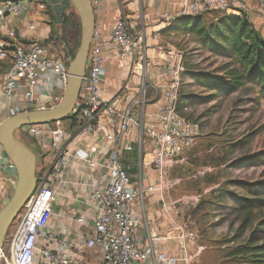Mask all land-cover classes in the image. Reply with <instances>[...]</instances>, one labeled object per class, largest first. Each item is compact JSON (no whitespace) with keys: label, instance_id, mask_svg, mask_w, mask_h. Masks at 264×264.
Returning a JSON list of instances; mask_svg holds the SVG:
<instances>
[{"label":"crops","instance_id":"obj_1","mask_svg":"<svg viewBox=\"0 0 264 264\" xmlns=\"http://www.w3.org/2000/svg\"><path fill=\"white\" fill-rule=\"evenodd\" d=\"M24 1L27 5L24 14L17 17L7 15L0 20V42L6 46L40 44L56 63L66 68L70 54L65 46L66 35L62 26L65 18L75 13L73 5L69 0ZM188 1L105 0L94 11L95 23L100 25L104 34H107L115 19L123 17L142 40L141 53L128 66L111 60L105 63L100 96L111 104L117 114L125 109L136 111L139 106L143 109L139 98L142 87L162 90L161 70L165 69L167 58L162 48L169 44L162 35L170 31L177 12ZM252 19L254 23L259 21L254 17ZM68 31L70 28L66 29ZM7 65L6 58L0 59V87ZM24 85L23 82L19 83L17 92L21 94L17 96L0 94V121L20 111L50 108L57 104L55 98L63 93L59 77L50 73H46L42 83L31 91ZM147 100L151 103L144 106L145 113L138 126L122 139L118 133V120L111 118L106 111L100 114L93 132L76 131L70 120L68 126H64L68 129L65 144L70 149L68 167L66 173L52 183L54 200L45 230L74 244L75 264H103L102 248L86 245L96 220V212L87 199L90 191L101 183L96 169L89 166V161L107 160L113 154H117L127 165L131 183L143 189L141 199L133 204V212L140 218L136 230L137 245L152 248V254L144 264H188L187 254L193 244L180 230L181 223L175 218L172 202L167 196V185L157 177L152 165L151 147L147 139L141 137L144 127H147L146 121L154 117L161 98L154 101L149 97ZM54 126L53 123L37 125L33 136L19 129L26 136L21 141L37 151L36 174L47 173L53 160L41 146L50 138ZM0 174L7 183L0 192L2 201L16 173L1 147Z\"/></svg>","mask_w":264,"mask_h":264},{"label":"rangeland","instance_id":"obj_2","mask_svg":"<svg viewBox=\"0 0 264 264\" xmlns=\"http://www.w3.org/2000/svg\"><path fill=\"white\" fill-rule=\"evenodd\" d=\"M249 1L251 7L259 2ZM226 15L212 11L204 16L205 23H220ZM253 17L248 15L247 20L264 38V20L256 18L259 21L254 23ZM174 26L162 35L169 43L162 52L167 55V69L172 65L178 69L173 73L161 70V91L142 87L139 98L143 109L139 106L136 111L145 113L149 97L154 101L161 98L154 117L146 121L150 127L172 98L175 111L199 127L194 144L170 159L161 176L180 230L193 244L188 264H264V95L248 76L246 65L222 39H217L219 49L211 50L195 36L174 31ZM64 34L74 37L72 29ZM168 91L171 94L166 96ZM68 124L69 119L60 123ZM15 135L26 139L22 130ZM35 175L36 179L41 176ZM10 194L8 188L5 197ZM246 211L253 220L245 223L244 233L237 236ZM16 220L6 236L13 232ZM259 246L262 249L258 250ZM239 248L246 252L237 255ZM0 264L10 263L2 260Z\"/></svg>","mask_w":264,"mask_h":264},{"label":"built area","instance_id":"obj_3","mask_svg":"<svg viewBox=\"0 0 264 264\" xmlns=\"http://www.w3.org/2000/svg\"><path fill=\"white\" fill-rule=\"evenodd\" d=\"M93 11L105 0H90ZM24 0H0V20L7 15L20 16L26 12ZM218 11L227 15H251L264 20V0L251 7L249 0H189L178 12L180 15H196ZM7 14V15H6ZM142 51V40L138 32L132 30L123 17L115 19L107 34L99 24L94 25L89 45L85 73L82 77L76 105L69 117L78 132H93L98 118L106 111L118 120V133L122 139L131 129L138 126L143 115L125 109L119 114L101 96L104 66L109 60L128 66ZM6 58L8 65L0 94L19 95V83L23 82L30 91L38 87L46 73L57 75L64 89L67 67L58 64L40 44L6 46L0 42V59ZM165 67L173 73L177 66ZM176 82H173L175 84ZM27 90V89H26ZM171 91L165 93L169 96ZM61 97H56L58 103ZM169 99L161 108L154 125L144 127L142 138H146L152 150V165L157 176L162 178L169 160L190 148L199 136L197 124L188 122L179 115ZM51 136L41 148L53 157L47 173L36 179V186L16 217L13 232L0 245V261L10 264H75L74 244L65 238L45 230L54 200L52 183L66 173L70 149L67 128L56 121ZM36 126L22 127L33 136ZM142 142V139H141ZM96 169L100 184L88 195V203L96 212L86 245L99 246L103 250V264H144L152 254V248H140L136 241V230L140 218L133 212V204L141 199L143 189L133 185L128 167L117 154L107 160L89 161ZM6 181L0 174V192L6 188ZM1 197V194H0Z\"/></svg>","mask_w":264,"mask_h":264},{"label":"water","instance_id":"obj_4","mask_svg":"<svg viewBox=\"0 0 264 264\" xmlns=\"http://www.w3.org/2000/svg\"><path fill=\"white\" fill-rule=\"evenodd\" d=\"M69 1L79 18L80 36L78 47L67 66L66 83L61 100L50 108L20 111L0 121V147L16 173L15 180L9 185L11 194L1 201L0 245L5 239L8 228L15 221L36 186L37 151L31 150L18 139L15 131L25 126L43 125L68 119L80 91L95 25V14L90 0Z\"/></svg>","mask_w":264,"mask_h":264},{"label":"trees","instance_id":"obj_5","mask_svg":"<svg viewBox=\"0 0 264 264\" xmlns=\"http://www.w3.org/2000/svg\"><path fill=\"white\" fill-rule=\"evenodd\" d=\"M210 12H203L196 15H180L176 16L173 23L175 24L173 30H181L187 36L193 35L197 41L204 44L211 50H218L217 39L220 38L226 45L231 47L236 59L246 65L248 76L255 80L261 89V94L264 95V38L247 20V15H226L220 23L210 22L205 23L204 16H208ZM218 24V25H217ZM63 33L67 28L74 32L73 39H67L64 36L65 46L68 49L70 58L74 55V48L78 47L80 36V22L75 13L69 14L63 22ZM220 29V30H218ZM77 49V48H76ZM76 51V50H75ZM70 60V59H69ZM69 61L66 66H68ZM231 79L237 80L232 76ZM211 85V84H210ZM209 87L211 88L212 85ZM213 88H216V83ZM178 113V112H177ZM181 115L180 113H178ZM253 218L245 212L241 220V224L237 230V236H241L245 231V223L251 222ZM264 223V220L263 222ZM232 242V241H231ZM257 249H262L261 246ZM237 255L246 252L244 248L236 250ZM250 253V252H248Z\"/></svg>","mask_w":264,"mask_h":264}]
</instances>
